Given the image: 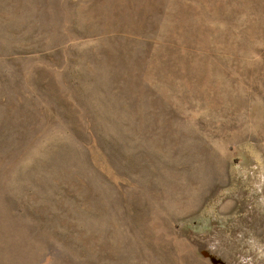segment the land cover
<instances>
[{
  "label": "rangeland",
  "instance_id": "rangeland-1",
  "mask_svg": "<svg viewBox=\"0 0 264 264\" xmlns=\"http://www.w3.org/2000/svg\"><path fill=\"white\" fill-rule=\"evenodd\" d=\"M0 264H264V0H0Z\"/></svg>",
  "mask_w": 264,
  "mask_h": 264
}]
</instances>
